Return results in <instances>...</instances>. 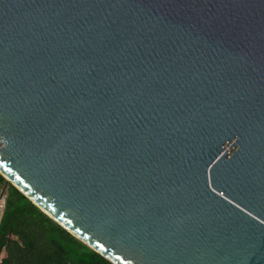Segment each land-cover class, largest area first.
Instances as JSON below:
<instances>
[{
	"label": "water",
	"instance_id": "obj_1",
	"mask_svg": "<svg viewBox=\"0 0 264 264\" xmlns=\"http://www.w3.org/2000/svg\"><path fill=\"white\" fill-rule=\"evenodd\" d=\"M0 174L111 264H264V0H0Z\"/></svg>",
	"mask_w": 264,
	"mask_h": 264
},
{
	"label": "trees",
	"instance_id": "obj_2",
	"mask_svg": "<svg viewBox=\"0 0 264 264\" xmlns=\"http://www.w3.org/2000/svg\"><path fill=\"white\" fill-rule=\"evenodd\" d=\"M6 208L0 222V264H111L32 204L0 174Z\"/></svg>",
	"mask_w": 264,
	"mask_h": 264
},
{
	"label": "built area",
	"instance_id": "obj_3",
	"mask_svg": "<svg viewBox=\"0 0 264 264\" xmlns=\"http://www.w3.org/2000/svg\"><path fill=\"white\" fill-rule=\"evenodd\" d=\"M6 208V195L0 190V222Z\"/></svg>",
	"mask_w": 264,
	"mask_h": 264
}]
</instances>
